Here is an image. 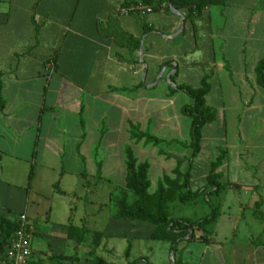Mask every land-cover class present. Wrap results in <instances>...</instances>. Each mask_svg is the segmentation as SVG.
<instances>
[{"label":"crops","instance_id":"obj_1","mask_svg":"<svg viewBox=\"0 0 264 264\" xmlns=\"http://www.w3.org/2000/svg\"><path fill=\"white\" fill-rule=\"evenodd\" d=\"M145 2L0 0V191L6 157L11 167L29 168L22 177L27 184L22 211L15 218L0 217L16 221L25 215L33 226L28 264H89L82 248L98 242L93 233L107 239L109 224L98 231V201L87 203L77 193L89 189V177L109 181L98 151L110 148L111 136L119 133L130 144L151 145L131 139L128 124L154 134L158 124L152 112L157 110L159 125L168 127L167 105L182 93L170 88H196L207 76L205 102L215 119L202 128L189 189L193 181L199 185L191 192L204 187L221 150L226 157L217 172L223 187L195 199L183 190L169 207L202 198L203 216L210 215L211 204L217 218L207 227L206 241L198 232L197 242H191L189 234L170 249V259L172 264H264L259 216L264 215V91L254 73L264 58V0H232L206 7L195 18L170 0ZM139 4L152 11L142 14ZM189 155L176 160L172 180L182 181ZM64 179L73 185L60 188ZM68 227L88 231L82 243L68 239ZM151 231L152 226L147 239ZM131 253L130 245L123 264L132 263ZM148 255L136 258L151 264Z\"/></svg>","mask_w":264,"mask_h":264},{"label":"trees","instance_id":"obj_2","mask_svg":"<svg viewBox=\"0 0 264 264\" xmlns=\"http://www.w3.org/2000/svg\"><path fill=\"white\" fill-rule=\"evenodd\" d=\"M232 0H170L172 6L186 7L190 13L189 17H198L199 13L206 7L224 6ZM151 0H146L145 4H149ZM130 8V6H128ZM128 8V9H129ZM135 12L136 9H129ZM256 84L264 91V58H262L254 68ZM1 78V74H0ZM173 83V77L170 78ZM1 84V81H0ZM210 89L207 76L202 77L196 88L181 85L174 89L170 88V92L176 91L186 94L190 103L181 108V114L190 121L189 140L187 143H179L183 148L190 151L187 158L189 166L182 174V181L176 182L169 176L164 175L158 182L157 189L153 193H149L150 182L148 180L149 164L147 162H138L134 157L132 149L127 146L124 154V167L126 171L124 188L119 189L108 196V204L111 206V218L116 221L143 222L152 226L149 239L153 241L169 242L170 249L174 250L175 246L189 234V240L195 239V233L200 232L201 241H206L207 227L217 218V209L209 204L211 213L196 221H190L183 218H170L169 205L179 197L180 192L186 191V197L195 199L200 196H207L210 193H218L222 190L220 183L221 175L217 172L219 167L225 160L226 154L221 150L218 156L210 163L209 172L206 177L204 187L197 191L191 192L189 189L190 170L193 159L198 155L200 150V138L202 128L210 124L215 119V112L208 107L205 97ZM3 107V101L0 95V109ZM128 134L131 139L139 142L143 141L145 145H159L163 141L144 132L138 124H128ZM264 219V215H259ZM18 226L17 220L7 217H0V260L4 256L5 247L12 233ZM88 231L84 228L68 227L67 237L74 240L77 244L82 243ZM98 242H92L89 251V264H115L104 260L96 255L94 250L101 238V234L93 233ZM130 251L128 244L124 250V256L127 257ZM61 258L60 256H58ZM63 259V258H62ZM147 263L146 259H138L130 264ZM175 264V262H174Z\"/></svg>","mask_w":264,"mask_h":264},{"label":"rangeland","instance_id":"obj_3","mask_svg":"<svg viewBox=\"0 0 264 264\" xmlns=\"http://www.w3.org/2000/svg\"><path fill=\"white\" fill-rule=\"evenodd\" d=\"M168 74V73H167ZM166 74V75H167ZM160 88V87H159ZM178 97H174L172 101L167 105L166 117L168 119L169 126H160L161 122L159 119L158 111L152 112V119L158 124L154 127V134H151L150 129L144 128L143 131L150 135L163 140L170 141L174 140V143L167 145L163 143L154 147L152 145L143 146L142 144L133 145L128 143V138L124 133L114 134L111 137L114 138L113 145L110 148H105L98 151V157H102L105 172L109 175V181L99 182L98 178L89 177L88 185L89 189L85 192L84 190H78L77 195H80L83 201L90 203L95 200L98 201V231L103 232L109 224L107 232V239L99 240L100 245L97 249L92 250L96 255H101L108 259H114L117 264H123V253L127 245L132 246V253L130 260L132 262L138 260L139 255L148 254L150 248L151 253L148 255L151 257V264H172L170 259V245L163 243L162 241H153L147 239L146 235L149 233L151 226L149 224L135 221H122L115 223L111 219V206L108 204V196L110 193H114L119 189L124 188L125 183V167H124V149L127 145H130L134 157L138 162H147L149 164L148 180L150 182L149 193H153L158 186V182L164 175L171 178L170 171L174 169L176 160L182 159L190 153L189 150L183 148L179 143H187L189 140L190 121L187 117L183 116L180 112V107L183 104H189L190 99L183 93ZM165 144V145H164ZM161 151V155L158 156V152ZM92 150H88L86 155L88 158L92 157ZM169 156L168 160H164L162 157ZM28 167L24 166L23 163L19 167H11L10 159L5 158L4 160V176L1 184H3L2 191H0V213L6 214L9 218H15L22 211L21 202H25L24 192L26 182L23 184V174L28 171ZM87 173L90 169L87 166ZM43 172V171H41ZM45 180L47 178L46 173ZM163 175V176H162ZM9 179H12L9 181ZM73 184L67 179H64L60 183V188L66 189L71 187ZM198 183L193 181L190 185V189H196ZM42 186H46L42 184ZM6 188L7 191H6ZM61 201L65 199L59 198ZM206 203L202 198L197 199L195 203L184 204L182 206L176 205L175 207H169V213L172 217H184L190 219H201L203 218L204 209L206 210ZM8 210H5L7 209ZM10 209V210H9ZM87 211H91V207H86ZM113 224L116 225H111ZM118 224V225H117ZM135 226L133 229L127 228L129 226ZM142 229H140L141 227ZM138 227V228H137ZM109 231V232H108ZM101 234V233H100ZM111 234L113 238H111ZM102 235V234H101ZM196 235V234H195ZM188 237V236H187ZM101 241V242H100ZM191 242H197L193 239ZM33 244L35 242L33 241ZM92 243L83 247L82 251L84 255L90 256L89 251L91 250ZM149 247V248H148ZM122 257V259H121ZM140 264H143L140 263Z\"/></svg>","mask_w":264,"mask_h":264},{"label":"built area","instance_id":"obj_4","mask_svg":"<svg viewBox=\"0 0 264 264\" xmlns=\"http://www.w3.org/2000/svg\"><path fill=\"white\" fill-rule=\"evenodd\" d=\"M137 8L142 14L152 11L151 8L142 4H139ZM17 222L18 226L7 242L0 264H28L29 262L34 229L25 215H19Z\"/></svg>","mask_w":264,"mask_h":264},{"label":"water","instance_id":"obj_5","mask_svg":"<svg viewBox=\"0 0 264 264\" xmlns=\"http://www.w3.org/2000/svg\"><path fill=\"white\" fill-rule=\"evenodd\" d=\"M169 5H170V4H169ZM162 73H163V70H162V72H161V74H160L159 78L161 77ZM172 87H173V86H172Z\"/></svg>","mask_w":264,"mask_h":264}]
</instances>
